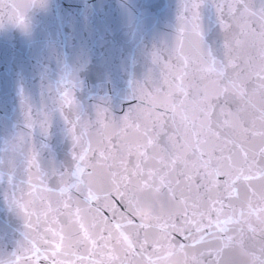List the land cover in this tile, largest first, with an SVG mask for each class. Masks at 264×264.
Returning a JSON list of instances; mask_svg holds the SVG:
<instances>
[{
  "label": "snow or ice",
  "instance_id": "6c2138e0",
  "mask_svg": "<svg viewBox=\"0 0 264 264\" xmlns=\"http://www.w3.org/2000/svg\"><path fill=\"white\" fill-rule=\"evenodd\" d=\"M35 2L0 0V24L24 25ZM208 4L222 34L218 50L204 39ZM151 63L119 115L102 105L89 114L71 82L58 89L56 107L73 140L71 166H42L33 131L39 123L47 132L51 116L36 121L26 107L31 139L24 152L0 155V184L22 215L23 238L0 250V264H65L67 245L85 264L103 239L98 230L90 238L97 218L126 221L146 246L147 226L128 219L127 194L137 190L167 195L179 222L187 219L182 205L193 188L221 177L249 187L264 180V0H182L173 42L153 50Z\"/></svg>",
  "mask_w": 264,
  "mask_h": 264
},
{
  "label": "water",
  "instance_id": "95a60500",
  "mask_svg": "<svg viewBox=\"0 0 264 264\" xmlns=\"http://www.w3.org/2000/svg\"><path fill=\"white\" fill-rule=\"evenodd\" d=\"M248 181L220 178L208 181L201 189L185 195L182 207L187 219L177 222L178 215L168 196L159 192L135 191L127 194L130 216L147 226L146 246L138 243L136 228L126 221L111 223L91 220L103 239L93 246L85 264H264V180ZM24 227L0 245L11 251L23 238ZM182 231L181 240L175 235ZM65 264H81L75 247L62 249ZM212 253L210 258L209 253Z\"/></svg>",
  "mask_w": 264,
  "mask_h": 264
},
{
  "label": "clouds",
  "instance_id": "9594fccd",
  "mask_svg": "<svg viewBox=\"0 0 264 264\" xmlns=\"http://www.w3.org/2000/svg\"><path fill=\"white\" fill-rule=\"evenodd\" d=\"M21 139H22L21 137H17L16 139H14L13 146H17L20 143Z\"/></svg>",
  "mask_w": 264,
  "mask_h": 264
}]
</instances>
